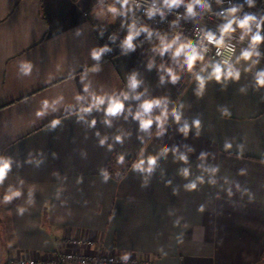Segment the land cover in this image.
<instances>
[{
	"label": "crops",
	"instance_id": "obj_1",
	"mask_svg": "<svg viewBox=\"0 0 264 264\" xmlns=\"http://www.w3.org/2000/svg\"><path fill=\"white\" fill-rule=\"evenodd\" d=\"M132 14L119 0H0V264L62 251L264 264V42L189 70L181 42L161 55L164 33L128 48ZM109 31L116 53L94 58ZM218 63L239 77L217 81ZM95 97L105 104L84 111ZM109 98L124 110L107 115Z\"/></svg>",
	"mask_w": 264,
	"mask_h": 264
},
{
	"label": "built area",
	"instance_id": "obj_2",
	"mask_svg": "<svg viewBox=\"0 0 264 264\" xmlns=\"http://www.w3.org/2000/svg\"><path fill=\"white\" fill-rule=\"evenodd\" d=\"M190 2L191 0H184V3L179 6L169 8L164 5V0H128L127 5L133 9L130 18L133 36L139 37L147 32L164 33L171 39L179 36V42L188 43L191 41L196 45L204 59L210 58L221 63L224 60H228L230 63L239 48L254 51L261 47L260 43L254 49L250 47L251 36L257 31L255 23L250 26L251 32L244 35L243 39H241V35L244 30L233 25L236 31L225 34L223 47L218 48L217 45L209 43L204 36L206 33L212 32L219 37L220 27L230 18L227 15V10L231 7L238 8L235 14L237 18L243 19L245 15H254L257 22H260L261 18H264V0H251V4L248 0H203L202 4L194 6L195 15L187 13L186 5ZM105 5L103 4V6ZM150 9H157L151 17L148 15ZM143 29H147V31ZM260 34L264 37V23H261ZM116 41L117 35L111 31L102 39L106 57L109 58L116 53ZM204 49L207 50L204 51ZM229 49H233V51H229ZM12 264H129V262L113 254L86 255L62 251L48 259L25 257L13 261Z\"/></svg>",
	"mask_w": 264,
	"mask_h": 264
},
{
	"label": "clouds",
	"instance_id": "obj_3",
	"mask_svg": "<svg viewBox=\"0 0 264 264\" xmlns=\"http://www.w3.org/2000/svg\"><path fill=\"white\" fill-rule=\"evenodd\" d=\"M119 2L121 3V6L124 7L128 4V0H119ZM203 0H191L190 3H188L186 5V9H187V13L190 15H195L194 12V6L198 5V4H202ZM249 4H251V0H248ZM184 3V0H164V5L172 8V7H177L180 4ZM112 12H116L115 8H110L109 9ZM155 11H157V9H150L148 12V15L151 17ZM238 11L237 7H231L227 10V15L228 18L226 20V23H224L221 27H220V35L219 37H217L214 33L212 32H208L205 34L204 38L211 44H215L219 47H223L224 46V37L225 34H230L236 31V28L233 27V25H236V27H238L239 29L244 30L243 34L241 35V39H243L244 35H247L249 32H251V25L253 23L256 24V28L257 31L252 34L251 36V48H255V46L259 43H261L262 41H264V37L261 36L260 34V28H261V23H264V18H261L260 22H257L256 17L254 15H245L243 17V19H239L236 17V13ZM162 14V13H161ZM144 31H147V29H143ZM136 35H138V33H135ZM133 35L132 33H130L126 40H125V44L127 45L128 48H132V40H133ZM149 35H151V33H149ZM180 37L176 36L171 42H165L164 39L161 40V55H163L165 52H167L169 49H171L173 47V45L177 44V41H179ZM106 49H100L99 52H93V57L98 59L100 52L105 51ZM207 49H204V51H206ZM229 51H233V49H229ZM183 54V56L185 57V63L188 66V69L191 70L193 68V66L195 65L197 60H203L204 57L201 54L200 51H198L196 45H194L191 41H189L188 43H180L178 44V46L175 48L174 51V56L175 57H179ZM218 55L220 54L219 51L217 53ZM258 54V53H257ZM253 55V52L250 50H244L241 52V57L245 60L250 59L251 56ZM223 64L227 65L228 64V60H224L222 62ZM168 74L171 77V80L173 82H175L178 77L172 72V69H167ZM212 75L216 78L217 81H219L221 79L222 76L226 75V76H234L236 78L239 77V73L238 72H234L231 69V66H229L227 73L224 72L222 65L221 64H215L213 66V72ZM197 79L200 81V85L201 88L203 87V77H197ZM258 83L261 85H264V73H260L259 74V80ZM138 82L135 80V77H132L130 80V87L131 88H136L137 87ZM127 95L124 94V99H127ZM137 99H139V97H136ZM105 104V99L103 97H95L94 98V103L93 105H91L89 108L84 109V111H91L92 107H98L99 105H103ZM160 101L159 100H151V101H145L143 102V104L141 105V108L143 110V113H150L151 110L153 109L154 106H159ZM47 106V102H45V107ZM124 110V104L121 101L120 98H109L107 101V108L105 109L106 114L109 116H115L119 113H121ZM43 113H38V115H42ZM141 113L137 112L136 113V118L137 119H141ZM160 118L157 117V120H159ZM177 119H179V116L177 115ZM59 123L58 120H55L52 122L53 126H55V124ZM93 123H95V121H93ZM153 121L152 119H141V128L142 129H148L151 127ZM198 124V122H196ZM117 139L119 140V137H117ZM122 159V158H121ZM144 162L140 161L139 164L136 165L137 168H139ZM149 165H153L155 164V158H150L148 161ZM10 168V163L8 161H3L0 160V183L3 182L4 178L7 175V172ZM12 195H19V193H13ZM12 198L11 195L5 196V200H10Z\"/></svg>",
	"mask_w": 264,
	"mask_h": 264
},
{
	"label": "trees",
	"instance_id": "obj_4",
	"mask_svg": "<svg viewBox=\"0 0 264 264\" xmlns=\"http://www.w3.org/2000/svg\"><path fill=\"white\" fill-rule=\"evenodd\" d=\"M41 7L43 8V5H42ZM42 14H43V16H44V13H42ZM107 33H108V32H106V34H107ZM158 33H159V32H153V33H151V36H143V37H142V35H143V34H142V35L139 36V37H141V39H144V38H146V37H152V36H154V35H156V34H158ZM106 34H104V35H106ZM104 37H105V36H104ZM104 37H103V38H104Z\"/></svg>",
	"mask_w": 264,
	"mask_h": 264
}]
</instances>
